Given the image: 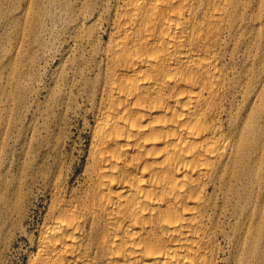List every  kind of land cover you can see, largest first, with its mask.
<instances>
[{
    "label": "bare ground",
    "instance_id": "1",
    "mask_svg": "<svg viewBox=\"0 0 264 264\" xmlns=\"http://www.w3.org/2000/svg\"><path fill=\"white\" fill-rule=\"evenodd\" d=\"M78 1L90 52L66 107L89 143L73 178L64 131L46 137L28 264H264V0Z\"/></svg>",
    "mask_w": 264,
    "mask_h": 264
},
{
    "label": "rangeland",
    "instance_id": "2",
    "mask_svg": "<svg viewBox=\"0 0 264 264\" xmlns=\"http://www.w3.org/2000/svg\"><path fill=\"white\" fill-rule=\"evenodd\" d=\"M78 4V0H0V264H28L46 219L51 196L35 176L52 164L57 170L46 137L54 139L64 131L62 158L73 178L84 166L89 129L77 112L66 107L82 79L73 60L90 52L86 35L75 39L73 11ZM258 20L264 23V14ZM102 30L98 27L95 34ZM78 103L83 106L85 101L79 97ZM17 188L23 189L25 211L21 217L13 211L10 218L18 220L11 224L3 212L6 200L16 199Z\"/></svg>",
    "mask_w": 264,
    "mask_h": 264
}]
</instances>
